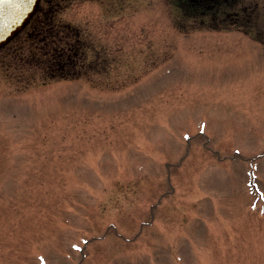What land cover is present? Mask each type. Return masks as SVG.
<instances>
[{
  "label": "rangeland",
  "instance_id": "rangeland-1",
  "mask_svg": "<svg viewBox=\"0 0 264 264\" xmlns=\"http://www.w3.org/2000/svg\"><path fill=\"white\" fill-rule=\"evenodd\" d=\"M53 1L78 77L33 30L0 50V264H264V48L177 0Z\"/></svg>",
  "mask_w": 264,
  "mask_h": 264
},
{
  "label": "flooded vegetation",
  "instance_id": "flooded-vegetation-1",
  "mask_svg": "<svg viewBox=\"0 0 264 264\" xmlns=\"http://www.w3.org/2000/svg\"><path fill=\"white\" fill-rule=\"evenodd\" d=\"M257 5L258 0L176 1L178 9L189 18L198 19L203 24L215 23L224 31H237L248 37L244 43L264 48V24L261 23Z\"/></svg>",
  "mask_w": 264,
  "mask_h": 264
},
{
  "label": "trees",
  "instance_id": "trees-1",
  "mask_svg": "<svg viewBox=\"0 0 264 264\" xmlns=\"http://www.w3.org/2000/svg\"><path fill=\"white\" fill-rule=\"evenodd\" d=\"M60 3L56 4L53 0H42V4L37 14L33 17L25 31L33 30L34 36L30 40L43 41L38 48L43 49V57L48 58L49 67L52 66L53 73H62V78L78 77L79 58L81 52L80 39L71 41L66 32L69 33L67 25L57 26L54 21V14L58 10ZM66 28V29H64ZM23 31V33L25 32ZM22 33V34H23ZM21 34V35H22ZM19 35L14 41H16Z\"/></svg>",
  "mask_w": 264,
  "mask_h": 264
},
{
  "label": "water",
  "instance_id": "water-1",
  "mask_svg": "<svg viewBox=\"0 0 264 264\" xmlns=\"http://www.w3.org/2000/svg\"><path fill=\"white\" fill-rule=\"evenodd\" d=\"M40 3L41 0H7L0 3V49L28 25Z\"/></svg>",
  "mask_w": 264,
  "mask_h": 264
},
{
  "label": "snow or ice",
  "instance_id": "snow-or-ice-1",
  "mask_svg": "<svg viewBox=\"0 0 264 264\" xmlns=\"http://www.w3.org/2000/svg\"><path fill=\"white\" fill-rule=\"evenodd\" d=\"M7 2V0H0V3Z\"/></svg>",
  "mask_w": 264,
  "mask_h": 264
}]
</instances>
